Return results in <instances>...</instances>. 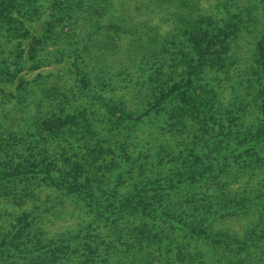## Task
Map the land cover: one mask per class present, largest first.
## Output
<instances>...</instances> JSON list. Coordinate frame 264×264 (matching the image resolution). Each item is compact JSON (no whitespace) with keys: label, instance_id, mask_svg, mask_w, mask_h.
Segmentation results:
<instances>
[{"label":"rangeland","instance_id":"374dc122","mask_svg":"<svg viewBox=\"0 0 264 264\" xmlns=\"http://www.w3.org/2000/svg\"><path fill=\"white\" fill-rule=\"evenodd\" d=\"M13 1L0 0L1 166L42 155L88 172L122 205L121 236L143 218L135 202L168 209L162 236L133 231L142 243L116 264H264V0ZM88 219L41 177L0 178V239L39 252ZM8 252L0 264L31 263Z\"/></svg>","mask_w":264,"mask_h":264},{"label":"trees","instance_id":"16d2710c","mask_svg":"<svg viewBox=\"0 0 264 264\" xmlns=\"http://www.w3.org/2000/svg\"><path fill=\"white\" fill-rule=\"evenodd\" d=\"M23 1L28 2V0ZM13 3H16L15 0ZM13 3L10 2V6L8 7L14 8L15 5ZM220 30L224 32V36H228L233 31L231 26L221 28ZM211 39L213 41L217 39L216 42L214 41V44L209 45L208 49L212 54H218L220 53V48L226 47V39L218 40L219 35L217 33H211ZM258 45L262 50L260 52L262 54L257 59L259 69L255 70L257 75L254 76V81L256 80L258 82L257 84L263 94L261 111L264 118V46L262 39ZM214 47L216 48L214 49ZM252 135L253 139L264 137V119L261 121L260 127L255 132H252ZM262 149H264V146ZM82 160L84 162L89 160V162H92L95 160V157L91 156L88 159L82 158ZM10 161L9 164L5 163L2 166L0 164L1 179L21 180L26 177L34 179L41 177L43 181H49L55 187L63 190L66 189L68 194L73 196L77 201H80L82 207H84L89 215V219L72 230L59 233L49 238L44 244L41 238L36 239V243L41 244L38 247L39 252H35L33 248L25 245L22 248V242H16L17 237L5 233L3 238L0 239V249L4 246L6 248L9 247L8 255L14 256L19 251L24 252L26 253V257L31 258L30 264H53L58 261L63 264H116L115 260L118 258H116L117 255L115 254L118 253L129 258L132 248L137 247V243H142V241L133 239L132 236L131 238L128 237L132 235L133 231H140L142 229L144 231L142 233L143 236L147 234L149 238L152 237L150 235L154 232L156 235H154V239L155 237L159 238L164 233V227L161 226L160 221L164 220V212L168 210L166 208H161V212L158 213L160 207H155L151 204L140 206L139 201L137 203L135 202L128 209L126 206V212L143 213V218L136 224H133L131 229H127L124 232V236H121L120 232H123V230L119 229L121 224L118 219L122 205L118 206L115 204L114 209L111 198L114 191H110L104 188V186L102 187L100 184H97V182H94L95 178H92L88 172L72 173L71 171L67 173L64 171L63 165L59 164L61 161L58 158L50 156H19L16 158L13 157ZM12 161L14 164H12ZM195 171L192 170L187 175L192 178L195 176ZM179 175H186V172L184 170L180 171ZM144 188L145 186L143 185V187L137 190L128 189L126 194H124V198L131 196V199L134 201L138 199L142 200V197H145V192H143ZM131 199L129 200L131 201ZM126 201H128V198ZM150 220H153L154 225H151L150 222L148 225V221ZM147 228L153 230L147 232ZM130 230H132L131 233L129 232ZM176 234L177 239H182L181 234ZM155 242L153 241L150 244L154 245ZM116 248L121 249V252L116 253Z\"/></svg>","mask_w":264,"mask_h":264}]
</instances>
